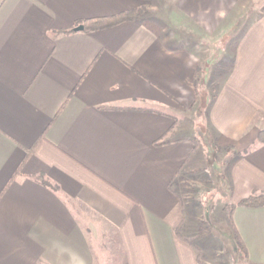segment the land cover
Returning <instances> with one entry per match:
<instances>
[{"label": "crops", "instance_id": "1", "mask_svg": "<svg viewBox=\"0 0 264 264\" xmlns=\"http://www.w3.org/2000/svg\"><path fill=\"white\" fill-rule=\"evenodd\" d=\"M263 128L264 0H0V264H199L179 232L264 192ZM232 226L264 264V207Z\"/></svg>", "mask_w": 264, "mask_h": 264}, {"label": "rangeland", "instance_id": "2", "mask_svg": "<svg viewBox=\"0 0 264 264\" xmlns=\"http://www.w3.org/2000/svg\"><path fill=\"white\" fill-rule=\"evenodd\" d=\"M142 15H144L143 11L139 17L141 18ZM169 25L171 28L183 29L172 22ZM170 31L173 30L170 29ZM201 195H203L201 208L204 212L202 214L205 222L202 221L199 225L198 221L195 220L193 221L194 224L191 225L189 220L188 229L183 228L179 232L181 237L186 236L187 240L192 242L194 247L191 246V248L197 253L199 264H247L242 251L239 249L238 239L235 236L234 227L229 221L228 213L221 211L223 202L214 200L212 196L206 193ZM204 227H208L209 232L205 231V235L200 237L199 232ZM179 239L181 240V238Z\"/></svg>", "mask_w": 264, "mask_h": 264}, {"label": "trees", "instance_id": "3", "mask_svg": "<svg viewBox=\"0 0 264 264\" xmlns=\"http://www.w3.org/2000/svg\"><path fill=\"white\" fill-rule=\"evenodd\" d=\"M142 10H130L129 12H123V13H119L116 14V16H104V18H91V19H87V20H83L80 21L78 24H76L75 27L77 26H82V29L85 33H92L95 31H102L104 29H110V28H114L117 25L121 24V23H125V22H129V21H133V20H137L139 18V16L142 14ZM71 32L70 30H66L64 32V34ZM258 141L259 143H264V128L258 133ZM156 145H160V143H155ZM248 207V208H252V207H264V192L260 193L258 195H252L249 196L245 199H242L241 201H239L238 204L235 205H229L228 207H226L224 209V211L226 213H228V218L230 223L232 224V218H233V211L237 208V207ZM205 231L209 232V228L208 227H204L200 230L199 232V236L203 237V235H205ZM235 236L238 239V245H239V249L240 251H242L243 256L245 259L248 258V251L246 250V247L242 241L241 238L238 237L236 231H235ZM183 241H185L189 246H193L192 242L187 240L186 238L180 237ZM194 247V246H193Z\"/></svg>", "mask_w": 264, "mask_h": 264}, {"label": "water", "instance_id": "4", "mask_svg": "<svg viewBox=\"0 0 264 264\" xmlns=\"http://www.w3.org/2000/svg\"><path fill=\"white\" fill-rule=\"evenodd\" d=\"M78 30H81L82 29V26H80L79 28H77Z\"/></svg>", "mask_w": 264, "mask_h": 264}]
</instances>
